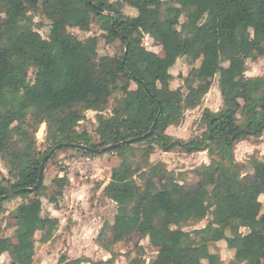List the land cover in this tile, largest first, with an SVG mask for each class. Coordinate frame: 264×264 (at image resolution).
<instances>
[{"label":"trees","instance_id":"1","mask_svg":"<svg viewBox=\"0 0 264 264\" xmlns=\"http://www.w3.org/2000/svg\"><path fill=\"white\" fill-rule=\"evenodd\" d=\"M126 7L137 15H127ZM38 15L50 23L47 38L36 29ZM93 26L102 35L81 40L70 33H90ZM144 36L163 57L146 49ZM101 38L120 42L121 54L101 56ZM182 58L189 71L180 75L183 89L174 91L171 70ZM262 59L264 0H0V159L8 170L0 181V213L22 200L9 213L12 226L0 221V259L35 264L38 242L49 243L59 231V219L43 215V199L58 208L69 175L62 170L53 179L52 195L45 176L35 189L42 162L56 146L83 145L90 150H62L97 158L91 150L153 130L150 138L107 153L121 159L108 184L117 212L97 245L112 258L61 253L56 264H116L114 248L135 237L149 238L157 250L150 264H224L214 250L222 242L235 264H264V156L255 154L247 165L236 159L240 143L264 139V75H247ZM216 83L223 107L214 112L203 104ZM198 108L204 132L188 140L167 134ZM88 112L97 113L95 140L79 130ZM157 149L207 153L211 162L177 173L152 161ZM204 221L205 228L185 231ZM9 228L12 236H4ZM140 253L132 264H147Z\"/></svg>","mask_w":264,"mask_h":264},{"label":"rangeland","instance_id":"2","mask_svg":"<svg viewBox=\"0 0 264 264\" xmlns=\"http://www.w3.org/2000/svg\"><path fill=\"white\" fill-rule=\"evenodd\" d=\"M127 15L136 16L137 12L129 7L125 8ZM35 23L41 25V28H36L40 31L44 38L49 34V21L41 18L39 15L35 19ZM70 33L81 40L88 37L100 36L102 31L96 26H93L90 33L81 32L78 29H70ZM143 44L146 49L156 52L160 57L163 53L155 44L152 38L144 36ZM122 52V44L115 42L111 45L105 43L104 39H100L99 54L101 56L109 55L115 56ZM3 64H7L6 57L2 59ZM30 81L34 80L35 70L29 68ZM189 71L188 65L184 59H180L176 66L171 70L175 79L171 83L172 90L176 91L182 88L181 76H187ZM247 75L250 77H258L264 75V59L256 64H250ZM133 89L136 86H131ZM217 83L212 88L213 93H209L203 105L211 110H217L221 105L220 93L215 92ZM106 114H109L107 112ZM86 121L82 122L80 131L87 130L92 138L97 139L95 135L96 130V115L95 112H88L86 114ZM200 113L195 110L194 113L186 112L183 123L180 127H175L176 135L179 139L188 140L192 136L200 135L206 129L205 126L200 125ZM174 129V128H171ZM46 137V128L42 127L38 133V148L43 153L47 147L43 146ZM264 156V139L250 140L242 142L238 145L236 150V159L239 163L247 165L252 156L255 154ZM88 158L91 162L87 161ZM153 161H163L166 163L169 170L179 172L192 171L197 167L210 163L211 158L206 153L195 155H185L180 152H163L157 149L152 157ZM95 161V162H94ZM121 163V159L114 155L104 154L97 158H90L87 156L78 155L69 150L58 151L54 160L49 161L45 169V185L46 193L52 195L55 192L53 186V179L59 176L62 170H65L69 175V179L73 181V185L65 190L64 196L59 200L58 211L59 219L61 221L59 231L55 240L46 246L38 242L36 249L35 264H56L60 254L65 253L72 259L88 258L93 261H108L112 258L111 253H107L99 248L97 245V237L106 223L113 222L117 212V206L110 199V191L108 189V181L111 179L112 172ZM63 175V174H62ZM88 177V178H87ZM3 178H8V170L6 164L0 159V181ZM192 179V174L190 175ZM83 185H89V188L82 189ZM22 203V200H14L5 205L6 212L0 213V221L5 225L14 223L9 216V213L14 211L16 207ZM55 206L50 204L47 199H43V215H50L51 209ZM259 212L264 213V196L260 198ZM207 226V221H204L196 226L185 228V231H194L203 229ZM247 233L246 230H243ZM13 229L9 228L3 234L4 236H12ZM39 240L40 235H37ZM143 249V251H141ZM217 252L221 255L224 264H235L234 252L227 248L226 243L222 242L217 246ZM144 253V259L147 264L156 257L157 250L151 246L149 238L135 237L132 241L118 244L114 248L116 264H132L131 260L137 255ZM0 264H10L9 258H1ZM87 264V263H86Z\"/></svg>","mask_w":264,"mask_h":264},{"label":"water","instance_id":"3","mask_svg":"<svg viewBox=\"0 0 264 264\" xmlns=\"http://www.w3.org/2000/svg\"><path fill=\"white\" fill-rule=\"evenodd\" d=\"M154 131L152 130L150 133L146 134L143 137H140L138 139H132L123 143H120L118 145H112L103 149H98V150H91L93 152L94 155L96 156H100V155H104L109 153L110 151L117 149V148H121L124 146H128L131 144H134L135 142L138 141H142L145 139L150 138L151 136H153ZM62 149H72V150H77V151H87L90 150L88 147H85L83 145H76V144H60L58 146H56L43 160L42 165H41V170H40V176H39V181L38 184L36 186L35 189H38L41 187V185L43 184L44 181V176H45V169L47 164L49 163V161L51 160V158L54 156V154H56L58 151L62 150Z\"/></svg>","mask_w":264,"mask_h":264},{"label":"crops","instance_id":"4","mask_svg":"<svg viewBox=\"0 0 264 264\" xmlns=\"http://www.w3.org/2000/svg\"><path fill=\"white\" fill-rule=\"evenodd\" d=\"M213 90V89H212ZM211 90V92L210 93H213L214 91H212ZM215 92H218V94L220 93V90H219V88H218V85H217V88L215 89ZM220 96H221V93H220ZM207 97V96H206ZM206 99V98H205ZM221 99H222V97H221ZM204 102H205V100H204ZM223 107V99L221 100V105H220V107L217 109V110H212V111H214V112H217V111H219L221 108ZM203 108H205V105H203ZM206 108H208V107H206ZM210 109V108H209ZM196 111H198L200 114H201V109L200 108H198V109H196ZM188 112H192V113H194L195 112V110L194 111H188ZM181 126V125H180ZM180 126H178V127H180ZM171 128H174V129H171ZM176 132L175 131V126H172V127H170L169 129H168V131H167V134L168 135H170V136H172V137H174V138H176V139H179L176 135H174V133L172 134V132ZM181 140H184V139H181ZM198 154H200V153H198ZM207 154V153H206ZM193 155H195V154H193ZM207 156H208V154H207ZM153 157V156H152ZM209 157V156H208ZM152 161H153V159H152ZM95 162V161H94ZM205 164H209V163H205ZM63 173H61L60 174V176H63L62 175ZM111 180V179H110ZM110 180L108 181V184L110 183ZM71 181V180H70ZM73 181H71V186L73 185ZM70 186V187H71ZM69 187V188H70ZM86 188H89V185H83V187H82V189L83 190H85ZM112 201V200H111ZM113 202V201H112ZM114 203V202H113ZM59 211H58V209L56 208V207H54L53 209H51V213H50V216L51 217H54V218H57V219H59ZM59 221H60V219H59ZM60 224H61V221H60ZM56 238V237H55ZM55 238L52 240V241H50L49 243H47V244H42L43 246H46V245H49V244H51L54 240H55ZM100 248V247H99ZM101 249V248H100ZM101 250H103V249H101ZM104 251V250H103ZM108 253V252H107ZM3 258H7V256L5 255V256H3ZM85 264V263H84Z\"/></svg>","mask_w":264,"mask_h":264},{"label":"built area","instance_id":"5","mask_svg":"<svg viewBox=\"0 0 264 264\" xmlns=\"http://www.w3.org/2000/svg\"><path fill=\"white\" fill-rule=\"evenodd\" d=\"M87 161H89V162H91V160L88 158V160ZM88 178V177H87Z\"/></svg>","mask_w":264,"mask_h":264}]
</instances>
